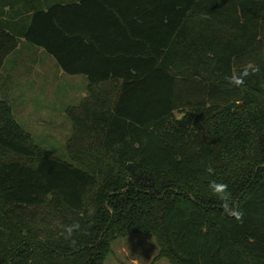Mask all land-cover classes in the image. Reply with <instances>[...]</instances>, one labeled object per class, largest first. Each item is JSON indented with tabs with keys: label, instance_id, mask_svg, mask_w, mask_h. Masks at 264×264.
<instances>
[{
	"label": "trees",
	"instance_id": "16d2710c",
	"mask_svg": "<svg viewBox=\"0 0 264 264\" xmlns=\"http://www.w3.org/2000/svg\"><path fill=\"white\" fill-rule=\"evenodd\" d=\"M48 2L0 0V71L24 39L87 96L66 110L72 162L0 97V264H104L132 233L171 264H264V0ZM248 63L260 71L230 84Z\"/></svg>",
	"mask_w": 264,
	"mask_h": 264
},
{
	"label": "rangeland",
	"instance_id": "374dc122",
	"mask_svg": "<svg viewBox=\"0 0 264 264\" xmlns=\"http://www.w3.org/2000/svg\"><path fill=\"white\" fill-rule=\"evenodd\" d=\"M20 40L0 71V97L11 104L16 120L43 154L72 162L67 145L74 127L66 110L78 106L86 97V81L72 78L51 55ZM132 256L140 264H171L167 257L160 256L154 236L134 233L112 242L104 264H130Z\"/></svg>",
	"mask_w": 264,
	"mask_h": 264
},
{
	"label": "clouds",
	"instance_id": "9594fccd",
	"mask_svg": "<svg viewBox=\"0 0 264 264\" xmlns=\"http://www.w3.org/2000/svg\"><path fill=\"white\" fill-rule=\"evenodd\" d=\"M260 71L259 66H256L252 63H248L242 65L238 70L234 71L233 74L229 77V83L240 87L243 85L244 80L249 76L256 74ZM239 102V101H237ZM211 171V169H209ZM209 188L211 192L221 201L223 209L227 215H230L235 218V220L239 222H243L244 213L239 209L235 208L231 201V195L228 190V185L225 183H218L216 181H212L209 184ZM95 214L94 208H89L88 215L93 216ZM80 230L79 223H73L70 226H65L61 235L64 237L65 240H68L69 243L73 246L76 244V240L72 237L74 234ZM130 264H140L139 259L136 256H132L130 260Z\"/></svg>",
	"mask_w": 264,
	"mask_h": 264
},
{
	"label": "crops",
	"instance_id": "0c3cea01",
	"mask_svg": "<svg viewBox=\"0 0 264 264\" xmlns=\"http://www.w3.org/2000/svg\"><path fill=\"white\" fill-rule=\"evenodd\" d=\"M49 2L47 3V5H45V6H48V4H52V3H61V2H66V1H68V0H48ZM41 50H43L42 48H41ZM40 51V50H39ZM42 52V51H41ZM43 53V52H42ZM61 69V68H60ZM62 70V69H61ZM63 71V70H62ZM64 72V71H63ZM72 76V78H83V80H84V82L86 81V88L88 87V82H87V80H86V78H85V76H83V75H71ZM87 92V91H86ZM87 96V95H86ZM85 98V97H84Z\"/></svg>",
	"mask_w": 264,
	"mask_h": 264
}]
</instances>
